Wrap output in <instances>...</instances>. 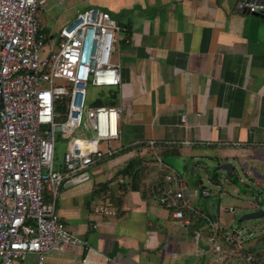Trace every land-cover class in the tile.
Instances as JSON below:
<instances>
[{
	"label": "crops",
	"instance_id": "obj_1",
	"mask_svg": "<svg viewBox=\"0 0 264 264\" xmlns=\"http://www.w3.org/2000/svg\"><path fill=\"white\" fill-rule=\"evenodd\" d=\"M81 2L109 13L122 29L117 63L122 85L115 91L120 103L113 106L123 109L118 141L125 143L117 151L139 153L132 162L121 157L98 162L62 184L57 214L85 244L50 252L44 264H212L210 254L194 256L209 250L207 232H198L202 222L185 232L153 201L159 196L154 157L164 152L200 160L216 149L224 164L264 161V14L241 10L240 0ZM151 140L157 142L154 150ZM140 148L149 151L150 160ZM56 161L63 173L64 163L57 169ZM107 169L124 174L119 175L124 184H115V176L97 186L85 179ZM107 199L114 215L96 211ZM209 200L199 199L196 206L218 218L217 203ZM247 245L264 249V239ZM172 252L189 256L174 258ZM27 262L38 264V256L30 254Z\"/></svg>",
	"mask_w": 264,
	"mask_h": 264
},
{
	"label": "built area",
	"instance_id": "obj_2",
	"mask_svg": "<svg viewBox=\"0 0 264 264\" xmlns=\"http://www.w3.org/2000/svg\"><path fill=\"white\" fill-rule=\"evenodd\" d=\"M45 2L0 0V264H28L30 254L44 264L50 252L85 244L57 214L60 188L66 180L115 156L118 151L111 143L121 139V106L86 110L89 85L110 89L122 85L120 65L111 61L121 27L105 11L85 10L53 41L58 50L41 60L47 35L38 12ZM239 8L264 14V0H240ZM57 79L66 84L57 85ZM85 116L95 133L93 139L73 134ZM186 118L182 116V121ZM57 131L70 136L64 174L55 169ZM148 146L154 150L157 142L151 140ZM242 164L246 176L264 188V161L243 159ZM154 166L159 206L185 232L197 220L202 222L198 232H207L208 252L197 250L194 256L210 254L212 264H264V249L248 246L242 232L226 230L196 206L199 199L210 198L211 191L191 187L162 156L154 157ZM48 194L51 202L46 200ZM108 208L109 199L96 211L114 215ZM200 234L196 233L197 239ZM172 256L189 254L172 252Z\"/></svg>",
	"mask_w": 264,
	"mask_h": 264
},
{
	"label": "rangeland",
	"instance_id": "obj_3",
	"mask_svg": "<svg viewBox=\"0 0 264 264\" xmlns=\"http://www.w3.org/2000/svg\"><path fill=\"white\" fill-rule=\"evenodd\" d=\"M81 1L83 0H46L43 8L38 12L43 31L47 35V41L45 42L44 47L40 50L41 60H46L52 52L58 50V47L53 44V41L58 38L61 30L73 22L79 13L84 12L91 7L89 2ZM118 51V44H116V51L113 53L111 60L112 63L117 64L121 62ZM55 83L57 85L66 84L65 81L59 79L55 80ZM116 90L117 89L93 87L92 85H89L87 89L86 110L89 108H95L99 105L108 106L120 103V94H116ZM55 134L58 140V159L56 161V168L58 169V167L60 168L64 163L63 153L68 146L70 136L65 137L59 131ZM73 134L78 137L90 139L95 138V133L91 129L86 116L83 119L80 129H77ZM124 143L125 139L114 141L111 143V148L113 150H120ZM140 149L144 156L150 160L151 157H149V151L145 148ZM133 150L134 151L127 152L118 151L115 156L107 161H101L97 165H104L107 162L111 163L113 159H118L119 157L130 160L131 162L133 160L135 161L139 151L137 148H134ZM215 151L216 149L210 151L207 150L205 156H202L200 160L193 158L194 154H192V156L182 157L165 155L163 159L174 170L189 180L191 184L196 185L195 187L202 186L212 192L211 198L208 199H210L209 201H215L217 203L219 211V217L217 219L226 230L242 232L243 237L246 239V243H252L256 239L264 238V216L259 219H242L245 214L260 208L258 207V204L255 203V197L256 195H259L260 198L263 199L264 188L258 187L246 176V167L237 159H231L230 163L234 167V172L230 177H228L226 171L214 170L216 166H220L225 162V159L218 158ZM149 166L151 168V165ZM146 168L148 170V165ZM141 171L144 173L142 168ZM64 173L65 171L63 174ZM119 175L124 174H118L115 170L112 173V171L110 172L107 169L105 170V174L99 175L96 179L92 177L91 174H87L85 179L88 180V182H94L97 186V184L99 185V182L106 183L111 179L110 176H115L113 181L116 184L122 178ZM98 197L99 196H97V198ZM47 198L49 200V194L47 195ZM153 201L158 204L155 199H153ZM231 209L234 210L232 211ZM205 235H207V233H205ZM207 246L209 249V244Z\"/></svg>",
	"mask_w": 264,
	"mask_h": 264
},
{
	"label": "water",
	"instance_id": "obj_4",
	"mask_svg": "<svg viewBox=\"0 0 264 264\" xmlns=\"http://www.w3.org/2000/svg\"><path fill=\"white\" fill-rule=\"evenodd\" d=\"M214 170H223L227 172L228 177L231 176L234 172V167L230 163H225L222 165H218L214 168ZM255 203L258 204V207H260L258 210H255L253 212L247 213L243 216L242 219L244 220H251V219H259L264 216V198L261 199L259 195H256L255 197Z\"/></svg>",
	"mask_w": 264,
	"mask_h": 264
},
{
	"label": "trees",
	"instance_id": "obj_5",
	"mask_svg": "<svg viewBox=\"0 0 264 264\" xmlns=\"http://www.w3.org/2000/svg\"><path fill=\"white\" fill-rule=\"evenodd\" d=\"M116 94H117V93H116ZM59 108H60V107H59ZM130 148H131V147L124 148L123 150L127 151V150H129ZM169 152H170L169 150L166 151V153H169ZM160 153H161V151H160ZM162 154L166 155L164 152H162ZM57 159H58V148H57V150H56V158H55V160H57ZM102 161H105V160H102ZM131 164H132V166H134V163H131ZM131 164H130V168H132V167H131ZM131 170H132V169H131ZM128 171H129V170H128ZM128 171H127V172H128ZM127 172H126V173H127ZM134 172L137 173L138 171H137V172L134 171ZM129 173H131L132 175H135V173L133 174L132 171H129ZM110 198L112 199V201L116 202V200H115L116 198H115V196H114L113 194L110 196ZM46 200L49 201L47 197H46ZM263 239H264V238H263Z\"/></svg>",
	"mask_w": 264,
	"mask_h": 264
}]
</instances>
